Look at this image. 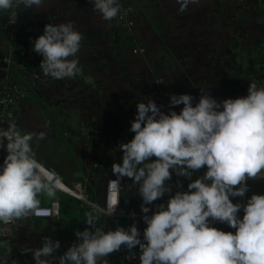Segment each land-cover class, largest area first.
<instances>
[{
	"label": "crops",
	"instance_id": "crops-1",
	"mask_svg": "<svg viewBox=\"0 0 264 264\" xmlns=\"http://www.w3.org/2000/svg\"><path fill=\"white\" fill-rule=\"evenodd\" d=\"M129 1L135 8L132 28L118 25L115 19L102 20L92 0H45L40 9L21 5V24L30 35H43L50 23L69 22L81 33L80 50L69 57L79 61L81 71L74 78L63 79L43 74L40 54L31 69L18 65L6 69L3 58L10 51L5 34L7 10H0V83L7 81L30 94L16 110L17 129L22 134L45 131L46 139L32 143L36 159L68 187L81 186L97 203H102L107 182L114 176L113 163L122 164L123 154L87 137L83 127L90 133L121 137L127 143L135 135L130 127L137 104L151 99L153 85L159 88L155 102L162 106L161 111L179 114L184 106L172 107L171 94L191 95L195 106L201 89L211 96L216 82L257 72L264 78V61L258 55L259 44L264 42V3L241 6L235 0H200L181 13L176 0ZM6 156L3 148L2 165ZM53 191V196H38V207L59 199V222L17 219L12 236L0 241V264H13L14 260L36 264L32 253L22 250L42 247L44 237L53 243L59 240L61 247L50 258L41 259L59 264V257L78 243L75 232L89 227L85 214L92 210L64 192ZM253 194L264 195V190L251 188L250 198ZM122 195L142 213V197L132 179H126ZM163 199L167 204L170 198ZM97 226L108 231L123 227V223L113 224L100 215ZM5 241L13 248L11 255L6 252ZM118 255L119 251L103 259L109 264Z\"/></svg>",
	"mask_w": 264,
	"mask_h": 264
},
{
	"label": "clouds",
	"instance_id": "clouds-1",
	"mask_svg": "<svg viewBox=\"0 0 264 264\" xmlns=\"http://www.w3.org/2000/svg\"><path fill=\"white\" fill-rule=\"evenodd\" d=\"M176 2L183 13L200 0ZM14 3L36 9L45 6V0H0V10ZM92 3L104 21L120 12L118 0ZM81 41V33L71 22L46 25L33 44V51L43 56L39 65L43 74L54 79L76 77L81 71L79 61L69 57L77 55ZM193 100L188 94H171L172 107L184 106L179 114L174 110L165 114L152 99L139 102L130 127L134 138L119 145L122 164L113 163L117 179L110 184L128 177L139 185L147 225L142 238L136 224L104 231L97 226L99 216L114 215L117 206L111 200L106 207L92 205V211L85 214L89 227L75 232L78 243L59 257V264H108L103 258L121 247H138L140 264H264V195L253 194L246 205L230 199L245 196L246 181L264 179V87L252 83L247 96L222 102L202 88L195 106ZM46 137L45 131L22 134L15 124L0 129V148L7 152L0 165V221L26 217L36 211L41 193L54 195L47 170L32 147L34 141ZM205 166L206 173L190 182L188 191H177L166 206L160 204L148 215V206L171 192L166 182L173 172L190 179ZM241 208L242 219L238 217ZM210 219L228 224L235 233L210 226ZM60 247L59 240L53 243L44 237L42 247L22 251L31 252L36 264H47L41 258Z\"/></svg>",
	"mask_w": 264,
	"mask_h": 264
},
{
	"label": "built area",
	"instance_id": "built-area-1",
	"mask_svg": "<svg viewBox=\"0 0 264 264\" xmlns=\"http://www.w3.org/2000/svg\"><path fill=\"white\" fill-rule=\"evenodd\" d=\"M235 1L241 6L253 4V0ZM118 3L120 6V12L118 13L117 17L114 18L116 23L125 28H132V15L135 12V8L131 4L123 6L119 1ZM263 3L264 0H258V4ZM21 5L22 4L14 3L13 7L8 9L5 15V34L10 40L9 55L3 58V63L6 66L7 70L15 64V56L17 55H19L21 59H25L30 63V67H27V69H31L32 67H34V62L37 58V53L33 51V44L38 36H33L28 33L21 32V29L23 28L21 24ZM258 55L264 61V42L259 44ZM29 95L30 94L27 89H15L7 81H3L0 83V129L7 130L10 124L16 125V110L19 104L25 102L29 98ZM82 131L87 135V137L91 138L92 140L102 145H108L112 147L115 152L123 154L119 148V145L122 143V141L117 140L115 137H107L100 133H90L86 127H83ZM2 149L3 148H0V155L2 153ZM0 165H2L1 162ZM206 171L207 167L205 166L199 171H194L191 177L194 179H198L202 177L206 173ZM47 176L54 189L76 198L81 202L82 207L85 209L89 208L92 210V205L106 207L107 202L111 200L117 206V209L114 215L106 217H108L113 224L123 223V227L125 229H128L131 225L136 224L142 238L143 231L147 227L142 218L145 214L143 212H138L134 207L132 200L122 195L125 188L126 179L128 177H124L122 180H120L119 184H110V181H115L117 179L115 175L110 178L107 182V187L102 203H97L91 200L87 192L81 186H76L74 188L68 187L54 171L47 170ZM246 183L249 187V191L245 194L244 197H230L233 203L246 205L247 200L250 199L251 188H260L264 190V179L248 180L246 181ZM137 186L139 187L138 184ZM160 204H165L163 197L153 202L152 205H149L151 211L148 213V215H152L155 211H157V206ZM60 212V201L59 199L55 198L52 200L50 206L37 207L36 211L30 213L28 216H26V218L49 219L57 224L60 220ZM133 213H135V217H133ZM243 215V208H241V210L238 212V217L242 219ZM209 223L210 226L216 227L211 219ZM17 225V219H14L8 223L0 221V241L4 239L8 240L12 236L13 230ZM223 231L232 232L234 234L236 229H233L228 225L227 228ZM5 243L6 245L4 247L6 249V252L11 255L13 252V248L8 245V241H5ZM139 256L140 251L136 248L129 250L127 247H121L118 257L113 258V260H111L109 264H140ZM48 257L50 258L51 256ZM13 264H19V262L17 260H14Z\"/></svg>",
	"mask_w": 264,
	"mask_h": 264
},
{
	"label": "rangeland",
	"instance_id": "rangeland-1",
	"mask_svg": "<svg viewBox=\"0 0 264 264\" xmlns=\"http://www.w3.org/2000/svg\"><path fill=\"white\" fill-rule=\"evenodd\" d=\"M233 79L234 80L231 81H219L214 83L213 86L214 88L212 90H210V87H208V90L212 92L211 97L216 99L218 102H222L229 98L236 99L247 96L249 85L252 83H255L257 88L264 87V78L261 79V76L258 72L250 73L246 75H239V76L236 75V77H234ZM223 84L224 85L227 84L226 88L224 87L225 89L221 88V85ZM156 86L157 85L152 86V94L150 97L154 101L158 99L157 92H159V88L158 86L157 87ZM220 110H222V107ZM117 140L122 141L123 138L117 136ZM104 146L110 147L108 145H104ZM194 180L196 179L192 177L189 179L186 177L177 176L175 172H173L172 179L166 182V184L171 187V192L166 193L164 196L170 198L171 196H174L177 191H188V187H187L188 184Z\"/></svg>",
	"mask_w": 264,
	"mask_h": 264
},
{
	"label": "trees",
	"instance_id": "trees-1",
	"mask_svg": "<svg viewBox=\"0 0 264 264\" xmlns=\"http://www.w3.org/2000/svg\"><path fill=\"white\" fill-rule=\"evenodd\" d=\"M118 1H119L123 6L128 5V4L130 5V3H129L130 1H128V0H118ZM254 2H255V3H258V0H253V3H254ZM21 32H22V33H26L25 30H24V28L21 29ZM15 61H16V62H15L14 65H18V66L26 67V68H27V67H30V63H29L27 60H25V59H21L19 55L15 56ZM14 65H13V66H14ZM116 139H117V138H116ZM122 143H123V141H122ZM136 249L139 250L138 247H137ZM139 251H140V250H139Z\"/></svg>",
	"mask_w": 264,
	"mask_h": 264
},
{
	"label": "water",
	"instance_id": "water-1",
	"mask_svg": "<svg viewBox=\"0 0 264 264\" xmlns=\"http://www.w3.org/2000/svg\"><path fill=\"white\" fill-rule=\"evenodd\" d=\"M214 224H215V226H216L218 229H220V230H222V231H223L224 229H226L227 226H228V224H226V223H221V222H219V221H215Z\"/></svg>",
	"mask_w": 264,
	"mask_h": 264
}]
</instances>
